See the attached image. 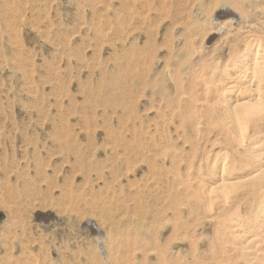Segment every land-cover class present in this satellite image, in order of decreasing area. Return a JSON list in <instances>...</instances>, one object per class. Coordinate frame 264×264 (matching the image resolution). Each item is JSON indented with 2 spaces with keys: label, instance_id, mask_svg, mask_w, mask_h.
<instances>
[{
  "label": "bare ground",
  "instance_id": "1",
  "mask_svg": "<svg viewBox=\"0 0 264 264\" xmlns=\"http://www.w3.org/2000/svg\"><path fill=\"white\" fill-rule=\"evenodd\" d=\"M218 1L83 0V16L96 23H81L71 40L90 35L93 59L65 58L88 75L86 108L54 79L39 84L34 70L13 63L36 118L25 155L4 152L0 166V205L18 227L28 212L40 221H79L105 251L94 264H264V20L255 19L264 3ZM15 22L0 0L4 54L22 53L9 47L8 38L21 34ZM206 40L211 50L197 48ZM42 46L63 52L46 40ZM43 148L59 171L43 163ZM105 165L109 174L95 188L90 178ZM70 168L83 190L97 191L73 193L60 177ZM12 179L40 195L14 192ZM42 246L15 241L0 261L48 264L33 256Z\"/></svg>",
  "mask_w": 264,
  "mask_h": 264
},
{
  "label": "rangeland",
  "instance_id": "2",
  "mask_svg": "<svg viewBox=\"0 0 264 264\" xmlns=\"http://www.w3.org/2000/svg\"><path fill=\"white\" fill-rule=\"evenodd\" d=\"M154 1L156 5L157 0ZM185 1L189 6H197L203 0ZM241 1L245 2V0ZM2 2L5 6V14H11V16L15 17V27L21 31L19 39L8 38L9 40H13V42L12 40H8L10 43L8 45L9 47L21 50L22 53L17 55V53L4 54L0 52V60L3 61L0 62V100H7L6 104H3L7 112L0 113V134L6 137V139H0V166L4 163V152H16V156L18 157L25 155L23 150L27 149V144L31 142V126L36 121V118L32 114L33 110H31L33 106L31 99L20 93L24 89L23 83L22 85L19 84V81H15L11 75L13 63L16 62L21 70H34V81L39 84L54 79V82H57L69 93L72 92L74 100L78 105L86 108L87 96L85 93L89 91V88H86L88 75H79L78 68L69 65L65 57L70 56V62L73 60L77 61L78 59L90 62L93 59L89 51L90 49H88V46L93 42L90 35L81 33L80 40L77 42L71 39L79 29L81 23H91L93 25L96 23L94 17L83 16V11L89 10L88 4L83 2V0H2ZM218 2L222 5L224 4L221 0ZM256 2V5L260 6L264 3V0H256ZM167 9L169 10L168 6ZM79 11H81V14ZM223 11L225 13V11L230 10L226 7V9H222ZM228 18L231 19L232 17L226 15L219 20ZM255 19L264 20V15H256ZM215 23L212 20V27L215 26ZM222 32L220 31L219 35ZM234 39H238L241 42L243 37L236 36ZM43 40L61 47L63 52L50 53L49 49L43 48ZM207 40V43L199 42L197 48L203 47L208 48V51L211 50L214 41L208 42ZM218 47L224 50L228 49L227 46L223 45H218ZM199 50L197 49L194 55H197ZM52 67L57 70V74H54V76L48 73V69L51 70ZM96 78L92 77L93 80ZM73 80L75 83H71ZM92 85L94 86V84ZM78 89L80 90L79 92ZM45 98L49 99V96L45 94ZM25 108L29 109L25 110ZM62 109L65 112L68 111V107H62ZM71 127L75 130L82 127V124L72 123ZM38 152L42 155L45 165H51L52 170L59 171L61 169L60 163L51 160L47 155H43V153L51 154V149H38ZM105 167L98 174L91 176L90 182L93 187L97 188L99 184L101 186L103 180L108 176V166L105 165ZM75 171L72 168L62 170L60 177L72 184L73 190L71 191L77 194L81 193V189L83 190L84 182L80 173ZM101 172H103V175L100 178ZM1 174L2 171L0 170V187L2 188L4 180ZM138 176L137 180L141 177ZM21 183L20 180L12 179L10 186L15 188L14 192H20L24 195L29 194V197L39 194L36 190H22ZM96 191L85 189L83 190V194L87 195ZM21 214L24 222L23 229L18 227L19 220L13 219L14 216L4 206L0 205V252L7 250L9 253L11 249L14 250L12 245L15 241H22L24 245L30 246L32 241L38 240V242H43V246L37 253L32 251L33 256H40L38 259L41 260L43 258L48 264H94L92 259L97 260L104 257L105 251L99 248L100 242L95 238V234L83 229L79 221L68 219L66 216H64V219L58 221H52L51 218L47 219L46 217L40 221L32 212ZM8 238H10V243H7ZM175 253L176 251L171 248L166 250V256L169 258H173ZM0 264L5 263L0 261Z\"/></svg>",
  "mask_w": 264,
  "mask_h": 264
}]
</instances>
